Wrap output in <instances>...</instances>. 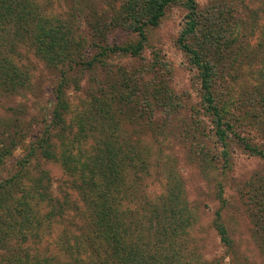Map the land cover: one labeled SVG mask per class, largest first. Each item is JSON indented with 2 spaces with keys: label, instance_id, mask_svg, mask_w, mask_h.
Segmentation results:
<instances>
[{
  "label": "trees",
  "instance_id": "16d2710c",
  "mask_svg": "<svg viewBox=\"0 0 264 264\" xmlns=\"http://www.w3.org/2000/svg\"><path fill=\"white\" fill-rule=\"evenodd\" d=\"M118 1L122 6L109 23L95 30V36L106 41L111 29H125L137 34L138 41L107 47L102 53L107 57L100 58L92 55L89 48L93 45L79 32L74 8L67 17L59 18L40 8L39 0H0V97L13 104L0 110V171L24 140L26 129L31 130L34 124L46 126L43 138L31 147L16 173L0 178V249L6 251L3 243L11 235L40 240L44 239L42 230L50 237L58 233L51 254L45 240L43 248L24 252L25 248L16 247L9 259L1 254L0 264H193L188 229L194 223L195 209L181 185L151 198L147 190L151 159L139 146L141 136L159 144L158 134L164 129H172L174 139L173 130L180 128L182 120L193 132L202 124L186 121L181 115L189 104L182 103L174 90L172 71L163 57L141 71L110 66L115 53L139 57L147 43V30L159 27L173 5L184 2L188 11L178 47L195 72L200 110L211 120L214 138L224 150V173H231L233 166L229 145L233 140L244 141L236 127L240 118L232 111H245L243 119L262 120L264 139V118L252 114L256 107L264 110V72L249 84L254 74L239 63L237 51L246 34H241L239 24L231 22V28L218 4L202 11L197 0ZM30 54L58 77L53 111L37 112L28 124V106L16 103L15 98L35 89L36 68L29 62ZM98 59L105 64L107 81L95 83L98 77L92 75L90 92L75 108L66 97L70 87L80 89L75 68L89 71ZM200 110L193 112L201 115ZM69 114L71 126L65 128ZM55 140L65 145L64 152L58 150ZM246 148L264 159V146L248 143ZM57 151L64 171L76 179L69 188L78 194L80 205L69 191L64 192L63 202L53 197L52 180L39 163L37 176H32V158L58 161ZM201 158L207 168L215 162L208 155ZM251 179L254 181L238 179L233 188L249 204L246 213L253 220L264 255V173H253ZM220 186L218 199L224 191ZM127 202L133 206L128 207ZM40 206L50 209L41 214ZM216 215L213 227L222 244L232 251L230 230L220 211Z\"/></svg>",
  "mask_w": 264,
  "mask_h": 264
},
{
  "label": "rangeland",
  "instance_id": "374dc122",
  "mask_svg": "<svg viewBox=\"0 0 264 264\" xmlns=\"http://www.w3.org/2000/svg\"><path fill=\"white\" fill-rule=\"evenodd\" d=\"M197 3L202 11H208V7L218 4L224 10L223 16L228 19L231 28L234 27L231 22L240 25L241 34H246V37L241 40L243 41L241 47L237 48V51L241 54L238 58L239 63H242L243 68H249L253 72L254 77H249L251 80H248L250 85L258 77H262L260 71L264 72V0H197ZM39 5L48 15L59 18L67 17L70 8L71 13L72 8H74L77 21L75 24H78L79 32L87 39L89 44L93 45L89 48L93 56L107 57L102 56L107 47H124L138 41L137 34L125 29H111L107 34L106 41H99L95 36V30L109 23L111 17L122 6H120L118 0H39ZM187 13L184 2L171 6L162 19L160 26L147 30V43L139 57L115 53L110 59V66L112 67H123L125 69H131L132 67L135 69L134 71H141L144 66H147L157 57H163L171 68L174 90L183 98L182 103L187 106L189 104L186 109L183 108L181 115L186 118V121L195 122L196 125L202 124V128L199 127V129L201 128L200 131L198 129L193 132L192 130L189 131L188 123L183 125L182 120L180 128L173 130L174 139L171 134L172 129L169 131L164 129L161 134H158L159 144H155L148 136H141V146L139 147L145 150L146 155L151 159L152 170L151 176L149 179L147 178V190L151 198L153 197L152 199L155 200L156 196L166 195L170 188L172 189L176 185L182 186L189 203L195 209L193 214L194 223L188 229V232L191 233L190 245L188 244V246L190 252L194 255L191 259L193 264H210L214 261H218L219 264H264V255H262V250L259 249L253 220L246 213L249 204L246 199L240 197L238 191H234L238 179H249V182H252L254 181L251 179L253 173H264V159L253 155V152L246 148L248 143H254L261 148L264 146V139L261 136L263 133L262 120L256 121L255 118L252 120L243 119L245 111H232L237 118H240V121H236V127L244 141L233 140L235 143L232 141L233 144L229 145L233 166L232 169L229 168L231 173L225 174L222 166L223 162H221L223 160L221 153L224 150L214 138L215 130L211 127V120L200 110L202 103L199 85L194 79L195 72L191 71L184 52L178 47V40ZM229 15L232 18H229ZM28 59L32 67L36 68L33 73L35 89H30L32 92L25 93L15 99L16 103H20V105L27 104L29 124L30 117L37 112L46 113L47 111V114H50L53 111L55 105L53 91L57 85L58 76L44 68V64L31 54ZM94 63L93 69L90 67L92 70L89 71H85L80 67L75 68L74 75L81 80L80 89L77 90L72 86L66 93L69 103H72L75 108L81 104V101L86 99L87 94L90 92L91 85L94 83V80L90 82L93 79L91 78L92 75L96 79L98 77L95 83L107 81L109 74L104 71L105 64L101 59L96 60ZM262 80L264 81V78ZM7 100L3 96L0 97V110L3 107L8 108V106L13 105ZM198 109L201 115H195V112H193V110L198 111ZM252 114L264 118L263 109L256 107ZM70 116L71 114L68 115L69 118L67 124L65 123V128L71 126ZM49 120L52 121L51 118ZM31 130L26 129L28 133L25 134L24 140L7 157L4 169L0 171V178L6 179L16 173L20 168V163L28 157L31 147L36 146L38 140L43 138L42 135L46 130V126L43 125L41 128V126L34 124L31 126ZM176 131L177 134H175ZM55 143L59 147L58 150L61 153L64 152L65 145L57 140H55ZM59 151L56 153H60ZM61 153L58 155V161L32 158V176H37L36 169L39 163L38 165L46 171L52 180L50 184L53 197H57L63 202L64 192L69 191L72 200L80 205L78 194L69 188L70 182L72 183L76 179L70 173H66L61 166ZM205 155L215 161L210 165L208 164V168L206 167L207 163L203 162L205 159L201 158ZM220 185L224 186V191L218 199L216 195L218 192L220 193ZM167 188L169 189L165 193ZM127 206L133 205L127 202ZM47 209L49 210L50 206L46 208L40 206V213H46ZM219 211L223 222L231 233L234 249L232 251H228L222 244L213 227V221ZM38 232L40 233V230ZM47 233L42 230L44 239L41 238L40 240L38 238L20 239L15 235H11V237L5 239L3 244H5L6 251L0 249V255L3 254L4 258L9 259L16 247L22 249V251L25 248L24 252L26 249L43 248L47 243L45 240L49 241L51 254L55 251L53 246L56 244L58 233L54 232L51 237L50 233ZM27 245H30V247L27 248Z\"/></svg>",
  "mask_w": 264,
  "mask_h": 264
}]
</instances>
